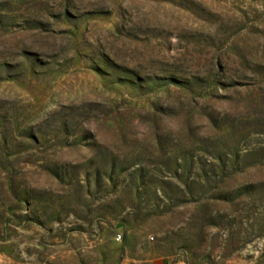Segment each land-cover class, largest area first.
<instances>
[{
  "label": "rangeland",
  "instance_id": "1",
  "mask_svg": "<svg viewBox=\"0 0 264 264\" xmlns=\"http://www.w3.org/2000/svg\"><path fill=\"white\" fill-rule=\"evenodd\" d=\"M0 264H264V0H0Z\"/></svg>",
  "mask_w": 264,
  "mask_h": 264
},
{
  "label": "trees",
  "instance_id": "2",
  "mask_svg": "<svg viewBox=\"0 0 264 264\" xmlns=\"http://www.w3.org/2000/svg\"><path fill=\"white\" fill-rule=\"evenodd\" d=\"M172 81H173V80H172ZM177 84H178V85H181V86L184 87V88H185V86H186V83H183V84H182L181 82H177Z\"/></svg>",
  "mask_w": 264,
  "mask_h": 264
},
{
  "label": "built area",
  "instance_id": "3",
  "mask_svg": "<svg viewBox=\"0 0 264 264\" xmlns=\"http://www.w3.org/2000/svg\"><path fill=\"white\" fill-rule=\"evenodd\" d=\"M117 238H118V237L116 236V237H115V240H117Z\"/></svg>",
  "mask_w": 264,
  "mask_h": 264
}]
</instances>
